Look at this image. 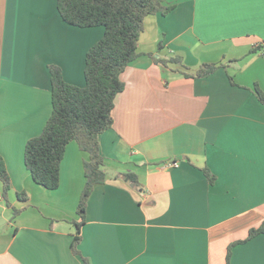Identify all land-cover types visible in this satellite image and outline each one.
I'll use <instances>...</instances> for the list:
<instances>
[{
    "label": "crops",
    "instance_id": "obj_1",
    "mask_svg": "<svg viewBox=\"0 0 264 264\" xmlns=\"http://www.w3.org/2000/svg\"><path fill=\"white\" fill-rule=\"evenodd\" d=\"M57 1L0 0V154L11 178L7 192L0 180V264H226L230 246L229 264H264V233L234 245L264 222V0H168L172 11L146 17L99 136L107 179L88 200L81 254L72 242L88 152L68 143L55 189L25 163L53 111L49 65L84 86L87 52L105 33L67 23ZM173 56L182 61H157ZM206 63L218 65L209 76L184 74Z\"/></svg>",
    "mask_w": 264,
    "mask_h": 264
},
{
    "label": "trees",
    "instance_id": "obj_2",
    "mask_svg": "<svg viewBox=\"0 0 264 264\" xmlns=\"http://www.w3.org/2000/svg\"><path fill=\"white\" fill-rule=\"evenodd\" d=\"M57 6L62 18L69 24L79 27L104 26L105 33L87 52L84 86L68 83L62 68L50 64L53 111L42 132L28 140L25 147V163L34 180L49 189L60 184V165L66 147L76 140L81 149L88 152L84 162L86 182L78 204L80 220L75 222L77 233L72 242L74 253L81 254L78 245L81 241L80 227L86 220V207L90 195L97 184L105 183L107 173L105 157L100 150L99 136L114 123L115 100L126 84L121 75L127 66L139 55V39L144 29L146 17L156 13L164 15L172 11L176 4L168 0H58ZM163 65L180 63V57L157 59ZM218 65L204 64L195 75L184 72L186 76L204 77L212 74ZM260 100L264 103V93L256 87ZM210 183L214 175L206 168ZM137 181L133 174L127 175ZM0 180L7 192L11 188V178L5 161L0 154ZM25 192L19 194L25 199ZM19 210L14 211V216ZM264 233V222L252 228L245 242ZM233 245V244H232ZM230 246L227 255L229 264ZM83 264H90L83 257Z\"/></svg>",
    "mask_w": 264,
    "mask_h": 264
},
{
    "label": "built area",
    "instance_id": "obj_3",
    "mask_svg": "<svg viewBox=\"0 0 264 264\" xmlns=\"http://www.w3.org/2000/svg\"><path fill=\"white\" fill-rule=\"evenodd\" d=\"M264 54V53H263ZM3 200V197H2V195L0 194V201H2Z\"/></svg>",
    "mask_w": 264,
    "mask_h": 264
}]
</instances>
